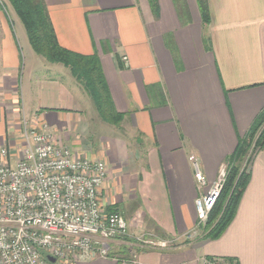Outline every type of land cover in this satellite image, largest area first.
<instances>
[{
    "label": "crops",
    "instance_id": "crops-1",
    "mask_svg": "<svg viewBox=\"0 0 264 264\" xmlns=\"http://www.w3.org/2000/svg\"><path fill=\"white\" fill-rule=\"evenodd\" d=\"M44 1L59 45L98 56L124 114L119 126L102 121L86 89L39 56L27 31L24 52L1 0L0 148L15 166L26 124L78 157L105 162L101 201L128 226L108 258L54 264H264V150L219 239L205 238L195 205L264 111V0H206L207 21L198 0ZM192 158L207 179L203 190ZM144 234L178 246L142 249Z\"/></svg>",
    "mask_w": 264,
    "mask_h": 264
},
{
    "label": "built area",
    "instance_id": "built-area-1",
    "mask_svg": "<svg viewBox=\"0 0 264 264\" xmlns=\"http://www.w3.org/2000/svg\"><path fill=\"white\" fill-rule=\"evenodd\" d=\"M23 138L25 148L15 166L9 164V150L0 148V264H53L49 257L65 262L94 254L108 258L111 243L128 236V226L122 213H106L101 201L106 163L80 158L58 146L50 133L26 124ZM194 169L203 190L207 179L195 160ZM227 177L225 164L216 182L196 200L198 227L208 223ZM198 234L194 230L188 238ZM138 242L151 250L178 246L176 240L152 234L140 236Z\"/></svg>",
    "mask_w": 264,
    "mask_h": 264
},
{
    "label": "trees",
    "instance_id": "trees-1",
    "mask_svg": "<svg viewBox=\"0 0 264 264\" xmlns=\"http://www.w3.org/2000/svg\"><path fill=\"white\" fill-rule=\"evenodd\" d=\"M22 21L32 49L50 63L70 70L90 95L102 121L119 126L124 114L113 103L97 55L82 56L62 48L56 38L44 0H8ZM156 5V0H151ZM204 19L208 20L206 0H198ZM253 154L250 155L251 148ZM264 150V111L257 117L245 138L239 140L235 153L228 159V177L222 195L207 223L209 240L219 239L236 217L240 202L251 181L256 156Z\"/></svg>",
    "mask_w": 264,
    "mask_h": 264
},
{
    "label": "rangeland",
    "instance_id": "rangeland-1",
    "mask_svg": "<svg viewBox=\"0 0 264 264\" xmlns=\"http://www.w3.org/2000/svg\"><path fill=\"white\" fill-rule=\"evenodd\" d=\"M3 2L6 4V7H7L5 11L9 15L11 21L13 22V24L15 26L14 29L16 31V34H17L18 40L21 44V47H22L24 52H27L28 48H30V44H29L28 39H27L26 29L22 25V22L18 18L16 12L14 11V9H13L12 5L9 3V1L3 0ZM0 3H2L1 0H0ZM253 148L254 147L251 148L250 155L253 154L252 153ZM206 228H207V224H206ZM162 240H165V239H162Z\"/></svg>",
    "mask_w": 264,
    "mask_h": 264
},
{
    "label": "water",
    "instance_id": "water-1",
    "mask_svg": "<svg viewBox=\"0 0 264 264\" xmlns=\"http://www.w3.org/2000/svg\"><path fill=\"white\" fill-rule=\"evenodd\" d=\"M48 260H49V262H51L53 264L56 263V260L54 258H52V257H49Z\"/></svg>",
    "mask_w": 264,
    "mask_h": 264
}]
</instances>
